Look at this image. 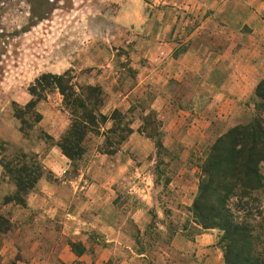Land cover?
<instances>
[{"label":"rangeland","instance_id":"obj_1","mask_svg":"<svg viewBox=\"0 0 264 264\" xmlns=\"http://www.w3.org/2000/svg\"><path fill=\"white\" fill-rule=\"evenodd\" d=\"M36 1L9 0L0 14V27L3 29L0 34L5 35L0 39V131L4 130L8 136L12 123L16 122L19 128L18 121L13 118V104L23 106L21 102L28 87L45 73L62 74L69 71L75 83L83 85L84 82L95 81L110 69L109 80L114 81L115 91L134 92L130 97L133 104L129 117L141 118V114L148 109L159 90L155 91L153 88L158 85L149 82L138 85L136 70L130 63L132 57L139 54L141 63L147 61L143 58L148 51L147 45L154 42L162 24L173 25L172 31L163 42L176 44L169 56L191 54L194 58L201 59L212 52L221 56L231 52L232 57H237L236 65L240 68L245 66V63H242L243 55H248L245 50L255 48L244 47L246 41L249 43L245 39H250L252 32L246 24L241 26L244 17L241 16L240 19L239 14L234 15V22H238V32L234 34L218 28L226 22L214 17L215 10L210 8L213 0H48L46 4L44 0L41 14H46L42 18L33 13ZM261 1L263 0H251V3L254 2L251 9L257 15L254 16L251 26L256 27L258 33L261 25H264V13H257L255 8ZM232 39L234 46L230 48ZM138 44L144 45L145 50L137 47ZM168 86L172 92L171 101L179 107L183 103L184 108L188 109L193 106V101L198 103L200 100L197 90L191 94L192 90L187 83L173 80ZM252 95L238 104L230 117L212 122L204 141L197 142L186 150L183 159H175L174 152L177 154V151H182L177 146L172 147L173 151L166 148L165 151L155 150L153 208L149 211V223L141 231L129 221L123 231L133 243V252H141L143 255L139 257L138 264H202L206 259L204 251L208 247L196 245V239L202 234H211L215 240L218 232L208 231L194 236L193 240L189 241L185 236L190 232L191 225L187 209L196 195L199 167L205 153L214 140L229 128L251 120L255 101ZM42 102L49 111H61L68 119L69 116L62 108L61 98L57 93L47 95ZM168 114L151 112L147 118L146 131L156 135L159 132L162 134ZM111 125L107 123L106 128L109 129ZM188 128L189 126L184 124L181 133L185 135ZM8 138L0 139V157L11 158L20 153L33 154L27 145L42 142L46 149L40 154L42 161L47 150L54 146L43 138L40 130L34 128L28 138L24 137L26 146L11 143ZM103 141L104 138L99 135L86 137L85 154L78 162L69 166V178H75L87 169V180L102 178L106 172L96 162V157L100 154L99 149ZM115 159L122 158L117 156ZM37 161L40 162L38 156ZM260 170L264 174V165ZM44 171L50 174L46 179L56 182L49 171ZM135 177L137 176L129 177V185L125 182L119 186L123 187V191L114 208L124 215L138 207V200L126 193L134 181L136 185L142 184V178L137 180ZM9 186L13 185L8 177H1L0 192ZM2 200L0 196V213L6 218L19 210L18 205H3ZM171 231H177L176 234L186 240L187 248L183 251L174 249L172 238L169 237ZM5 236L6 234L0 238V264H15L21 256L18 253L10 255V250L3 254ZM126 237L125 240L129 242ZM99 242L90 237L87 244L89 247H103V242ZM61 243L65 246L69 240H61ZM210 247H214L215 252L219 250L214 245ZM112 259L116 263L115 259ZM45 262L56 263L52 258L48 261L46 258Z\"/></svg>","mask_w":264,"mask_h":264},{"label":"crops","instance_id":"obj_2","mask_svg":"<svg viewBox=\"0 0 264 264\" xmlns=\"http://www.w3.org/2000/svg\"><path fill=\"white\" fill-rule=\"evenodd\" d=\"M254 2L213 0L210 7L215 10V18L226 22L218 28L230 33L238 32V22H234V15L239 14L240 19L241 16L244 17L241 26L246 24L252 32V37L245 39L249 43L246 41L244 47L255 48L245 50L248 55H243V67L238 68L237 57H232L231 52H226L224 56L212 52L207 56L204 54L205 57L201 59H196L191 54L169 56L176 44L163 42L173 29L171 24L159 26L154 42L147 45L148 51L143 57L146 62H140L141 54L132 57L130 64L136 70L138 85L149 82L158 85L153 89L159 90L148 109L143 113L141 111V116L150 112L169 113L162 128V145L170 151H173L172 147L175 146L182 150L177 151V154L174 152L175 159H183L186 150L197 142H203L211 123L230 117L233 109L252 95L256 85L264 79V25H261L259 33L256 27L251 26L254 16H257L251 9ZM255 11L264 13V0L257 4ZM233 41L232 39L230 42V48L234 46ZM143 46L137 45L145 50ZM110 72L109 69L95 81L84 84L101 88L104 93L102 114L108 115L113 110H118L129 117L133 104L130 97L134 92L115 91L114 81L109 80ZM173 80L187 83L192 90L191 94L197 90V97H200L198 103L193 101V106L188 109L184 108L183 103L180 107L175 105L171 101L172 92L168 86ZM30 99L27 92L21 104L24 106ZM36 111L41 115V120L34 129L40 130L57 142L69 125V117L67 119L61 111H49L42 101L37 103ZM192 112L195 114L191 115ZM129 119L132 133L120 144L118 150L112 155L98 154L96 157V162L106 172L100 180H87L88 169L75 178H69L70 163L56 146L47 150L45 158L41 161L40 154L46 151L44 143L27 145L30 152L39 157L43 170L49 171L56 182L41 177L34 190L25 196L24 206H17L19 210L7 218L10 230L3 240V254L7 250H10V255L20 254L21 259L15 264H51L45 262L46 258L47 261L49 258L54 259L56 263L53 264H104L112 258L115 259V264H138L139 257L143 255L133 252V243L123 231L129 221L141 231L149 223V211L153 208L156 149L152 139L138 132L142 126L141 118L137 116L135 119ZM184 124L189 126L185 135L181 133ZM17 126L16 122L12 123L10 136L6 134L7 137L4 130L0 131V139L10 137L8 139L11 143L26 146V139ZM190 144L192 145L189 146ZM117 156L122 159H115ZM130 176H137V180L142 178L143 182L136 185L134 181L128 187L126 193L138 200V207L124 215L114 207L123 191V187L119 186L125 182L129 185L127 180ZM13 192L14 186L4 187L0 196L3 199ZM90 237L102 241L104 246L89 247L87 241ZM61 240L81 244L84 253L76 256L69 243L63 246ZM214 243V236L211 234H202L196 239V245L208 247L204 251L207 256L202 264H223L221 252H215L214 247H210ZM171 244L177 251L187 248L186 240L179 234L172 238Z\"/></svg>","mask_w":264,"mask_h":264},{"label":"trees","instance_id":"obj_3","mask_svg":"<svg viewBox=\"0 0 264 264\" xmlns=\"http://www.w3.org/2000/svg\"><path fill=\"white\" fill-rule=\"evenodd\" d=\"M42 2L44 0H37L33 7V13L39 18L46 14H41ZM8 3L9 0H0V14ZM0 31H3L1 27ZM4 36L1 33L0 39ZM27 92L31 97L28 103L24 106L13 104V118L19 123V132L25 138L29 137L41 120L36 111L37 103L45 100L47 95L57 93L69 116V125L55 143L50 136L42 132L41 135L58 147L70 165L84 156V141L88 135L104 138L99 153L112 155L132 133L130 119L125 114L118 110L108 115L101 113L104 93L99 86L75 83L69 71L42 74ZM252 98L255 101L251 120L229 128L205 153L199 167L196 195L187 209L191 225L186 238L192 241L194 236L217 231L214 246L220 250L223 264H264V174L260 170L264 165V79L256 85ZM150 113L141 117L142 126L138 132L153 140L156 152L165 151L163 133L156 135L146 131ZM107 123L112 124L109 129ZM0 166L2 177H8L14 186V192L3 197V205L24 206L25 196L34 190L37 181L50 176L35 154L1 156ZM9 230V220L0 213V238ZM176 232L171 231L170 239ZM69 246L76 256L85 251L79 243L70 242ZM104 264L115 263L109 259Z\"/></svg>","mask_w":264,"mask_h":264}]
</instances>
